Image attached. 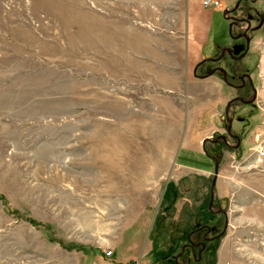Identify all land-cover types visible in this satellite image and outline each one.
<instances>
[{
    "label": "rangeland",
    "instance_id": "obj_1",
    "mask_svg": "<svg viewBox=\"0 0 264 264\" xmlns=\"http://www.w3.org/2000/svg\"><path fill=\"white\" fill-rule=\"evenodd\" d=\"M236 7L228 13L236 19L231 34L250 29L238 19L257 30L264 0ZM184 10L185 0H0V264L105 257L135 226L164 244L153 260L175 264L169 245L177 234L158 231L160 212L197 225L192 243L200 247L183 264H209L227 237L246 264H264V81L256 80L254 94L240 76L255 74L250 52L219 61L226 82L244 88L235 89L220 131L202 142L219 164L218 178L211 170L198 207L178 201L190 184L176 165L185 151L181 102L178 112L174 91L158 88L149 60L177 69ZM222 22H215L220 39L232 24ZM213 67L198 64L195 75L216 74ZM169 189L178 200L165 213Z\"/></svg>",
    "mask_w": 264,
    "mask_h": 264
},
{
    "label": "crops",
    "instance_id": "obj_2",
    "mask_svg": "<svg viewBox=\"0 0 264 264\" xmlns=\"http://www.w3.org/2000/svg\"><path fill=\"white\" fill-rule=\"evenodd\" d=\"M203 1L206 0H185V26L183 31H181V35L176 39L182 45L184 57L182 60H176L177 62L180 61L176 65L177 69L170 68L172 63L169 60H149V69L152 71V76L154 73L157 76L158 88L164 91H174L172 101L176 110H178L177 105H180L181 102L179 110L183 114L182 127L185 128V135L181 139L180 148L185 151L178 152L176 165L180 169L179 177L182 174L187 175V178L184 179L189 180L186 182H190V184L187 186L189 187L187 189L189 191L184 192L182 195H177V197H180L178 198L179 200L177 199L181 203L180 207H187L189 202L198 207L197 199L200 191L207 189L206 184L212 177L211 172L215 170V162L205 155L204 151L202 152V142L220 131L221 116L229 102L233 99L236 89L235 86L226 82L228 80L225 71L226 67L219 61L223 60L227 54L232 60H241L250 52L254 58L256 57L255 60H257L254 66L250 68L251 70L254 68L255 74L252 75V81H250V75L246 72L240 76L247 78L254 94L256 80L258 79L260 83L264 81V16L261 25L258 26L257 30L254 29L253 31H250L252 26L250 21L238 19V23L246 22L250 29L248 28V32L242 31L237 34H231V30L236 29V27L232 26L233 20L236 21V19L228 13H232L233 9L237 8L239 0H215L220 3L219 8H205L202 5ZM223 19L231 21L232 24L229 26L230 36L220 39L215 22L217 20L220 26L223 27ZM224 42H226L225 46L222 44ZM171 61L175 62V60ZM205 62L213 64L215 66L213 68L217 73L212 75H195L197 65ZM231 74H233L232 71ZM233 75H239V72L235 71ZM166 98L169 99L168 97ZM199 177L202 178L199 179ZM217 178L218 173L216 175ZM198 179L200 180L199 183L197 182ZM195 180L197 184H194ZM213 181L214 179L212 178L210 183L211 189L215 187V184L213 186ZM175 187L177 189V185L172 187L173 191ZM216 189L218 192V183ZM203 192L207 194L206 190ZM168 193L172 196V190H165V201H163L164 203L162 202L164 204L162 209L165 213L173 202H177V200L176 202H172V199L179 192L173 194L172 197ZM210 193L211 190L208 194L210 195ZM199 204H202V202H199ZM159 215L163 217V225L158 231H161L163 236L169 233V239L174 238L170 237V235L177 234L176 238L169 245L172 249L169 256L177 264V258L183 254L186 242H194L196 240L197 236H193V232L197 225H193L194 222L185 220V217L175 219L163 213L161 214V212ZM253 219L255 220V218H250V221L254 222L252 224H255L258 219L255 221ZM245 220L246 218L242 220L238 219L237 224H241ZM133 229L132 234L125 241H121V246H119V242L111 245V258L106 259L103 252H95V254L86 253L77 261V264H130V261L134 264H166V259L164 258L159 260L152 259V253L159 250L160 245L163 246L164 244L162 242L157 244L148 237L146 238L140 226H135ZM205 254L208 255V253L204 252L203 255ZM241 257L242 253L239 252L237 247H234L233 243H230L227 237L218 245L209 264H246Z\"/></svg>",
    "mask_w": 264,
    "mask_h": 264
},
{
    "label": "trees",
    "instance_id": "obj_3",
    "mask_svg": "<svg viewBox=\"0 0 264 264\" xmlns=\"http://www.w3.org/2000/svg\"><path fill=\"white\" fill-rule=\"evenodd\" d=\"M207 154V153H206ZM214 159V158H213ZM216 160V159H215ZM217 161V160H216ZM210 232V231H209ZM198 246V244L192 243L190 242L187 247H185L183 254H181V256H179L177 258V261L179 260L181 263L178 264H183V261L185 259L186 263H189L191 261V259L194 260V257L192 258V256H194L195 254V248ZM194 250V251H193ZM188 255V256H187ZM190 255V256H189ZM192 260V261H193ZM185 264V263H184Z\"/></svg>",
    "mask_w": 264,
    "mask_h": 264
},
{
    "label": "built area",
    "instance_id": "obj_4",
    "mask_svg": "<svg viewBox=\"0 0 264 264\" xmlns=\"http://www.w3.org/2000/svg\"><path fill=\"white\" fill-rule=\"evenodd\" d=\"M202 5H203V7H205V8H209V7H211V8H216V7L219 6L217 2H214V1H208V0L203 1ZM111 255H112V252H111V251H108V252L105 253V257H110Z\"/></svg>",
    "mask_w": 264,
    "mask_h": 264
},
{
    "label": "water",
    "instance_id": "obj_5",
    "mask_svg": "<svg viewBox=\"0 0 264 264\" xmlns=\"http://www.w3.org/2000/svg\"><path fill=\"white\" fill-rule=\"evenodd\" d=\"M238 5V4H237ZM212 160L215 162V170H214V173H215V176L217 175V171H218V162L212 158ZM214 183H215V180L213 181V186H214ZM210 198H211V201L213 200V188L211 189V193H210Z\"/></svg>",
    "mask_w": 264,
    "mask_h": 264
},
{
    "label": "flooded vegetation",
    "instance_id": "obj_6",
    "mask_svg": "<svg viewBox=\"0 0 264 264\" xmlns=\"http://www.w3.org/2000/svg\"><path fill=\"white\" fill-rule=\"evenodd\" d=\"M248 82H249V81H248ZM249 87H250V90H251V92H252L253 90H252L251 86H249ZM235 88H236L237 91H239L240 89H243L244 86H243L242 83H241L240 85H235ZM239 100H240V99H239ZM205 232H207V231H205ZM205 234H206V233H205ZM205 234H204V235H205ZM204 235H203V236H204ZM199 247H200V246H197L195 249H197V248H199ZM192 258H193V257H192Z\"/></svg>",
    "mask_w": 264,
    "mask_h": 264
}]
</instances>
